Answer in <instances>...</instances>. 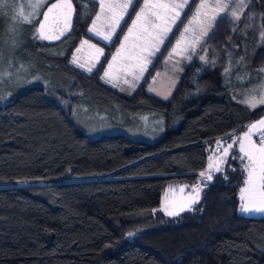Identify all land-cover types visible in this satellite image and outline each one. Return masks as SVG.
I'll list each match as a JSON object with an SVG mask.
<instances>
[{
  "label": "trees",
  "instance_id": "16d2710c",
  "mask_svg": "<svg viewBox=\"0 0 264 264\" xmlns=\"http://www.w3.org/2000/svg\"><path fill=\"white\" fill-rule=\"evenodd\" d=\"M73 1L75 25L60 43L34 38L26 25L38 50L63 46L64 54L49 64L69 83L33 86L0 105V264H264V216L240 211L246 173L233 143L264 114V105L251 109L240 100L244 76L264 65V40L258 38L264 0H251L240 22L218 18L205 39L209 62L194 57L166 99L148 93V84L201 0H189L130 96L101 76L144 0L133 1L108 44L87 32L96 3ZM81 2L90 5L84 18ZM4 35L0 15V50ZM82 39L104 50L91 73L69 63ZM82 103L115 105L126 116L153 114L163 132L154 141L124 134L89 138L71 119ZM229 144L222 170L201 183L192 211H158L168 186L190 190L208 156L223 155Z\"/></svg>",
  "mask_w": 264,
  "mask_h": 264
},
{
  "label": "snow or ice",
  "instance_id": "6c2138e0",
  "mask_svg": "<svg viewBox=\"0 0 264 264\" xmlns=\"http://www.w3.org/2000/svg\"><path fill=\"white\" fill-rule=\"evenodd\" d=\"M93 2L95 3L96 0H93ZM44 3L45 0H29L27 4L29 11L25 13L24 5L16 7L14 0H0V15L7 14L4 12L7 7L14 12L11 16L13 21L31 24ZM98 3L99 11L96 12L88 32L103 41L111 42L129 7L133 5V0H98ZM188 4L189 0H178V2L177 0H144V4L136 13L135 19L132 20V24L128 28V33L124 36L120 48L113 55L112 61L109 62L108 68L104 71L101 79L107 78L108 82L120 79L119 76L112 75L109 71L113 69L114 62L120 61L121 70L132 77V80L124 79L123 83L134 88V82L142 77L144 71L147 70V65L151 62L149 58L154 56L156 51H159V46L163 44L167 34L172 31V26L180 19L182 11ZM250 4L251 0H216L214 4L209 5L207 0H201L196 12L193 13L192 20L189 21V24L185 26L184 31L181 33V39L177 40V47L173 49V53H177V48H179L182 41L184 47L177 54H184L189 50L194 53L197 45L213 29V25L218 18L223 19L222 14L229 15L233 23L240 22ZM74 11L72 0H56V3L51 4L47 11L43 13V19L38 22L39 26L35 29L34 38L48 41L59 40L71 29V19ZM248 18L249 20L253 19L252 16ZM245 27H250V25L246 24ZM236 30V28H233V31ZM9 32L13 34L11 43L15 46V26H11ZM130 37L132 38V44L129 47L126 42L129 41ZM260 38L264 40V26H261ZM84 45L95 49L94 62L86 66L74 54L71 63L91 73L96 66V62H99L100 57L104 55V50L103 48H97L96 45L89 44L88 40H82L81 47L77 48L76 52L79 53ZM131 49H137V51L132 52ZM171 55L172 53H170ZM185 58L191 60L192 55H186ZM199 59L205 63L209 62L204 55L199 56ZM243 59L241 57V60ZM125 60L135 62L122 63ZM212 63H215V61H212ZM230 71V68H225V73ZM260 71L264 72V68ZM113 86L116 85L113 84ZM242 102L250 108L264 105V86H262L258 96L251 95ZM254 133L259 136L258 144L253 140ZM219 143L217 141L218 145ZM233 143L239 144L240 155L234 158L242 162L243 172L246 173L243 180L244 186L240 188V211L244 214L264 215V119L249 125L248 131L244 132L243 136L234 140ZM231 148L232 144H229L227 148L223 149V156L216 158L218 161L216 164L212 162L213 157H209L208 169L199 174L202 178L201 183L212 180V173L222 170L219 162L227 159ZM201 183L191 186L190 191L186 195H182L178 202L170 205L162 204V210L165 214L180 216L184 211H192L193 205L200 200ZM186 187L188 186L180 187V192L184 193ZM128 235L131 236L133 233Z\"/></svg>",
  "mask_w": 264,
  "mask_h": 264
},
{
  "label": "rangeland",
  "instance_id": "374dc122",
  "mask_svg": "<svg viewBox=\"0 0 264 264\" xmlns=\"http://www.w3.org/2000/svg\"><path fill=\"white\" fill-rule=\"evenodd\" d=\"M48 1L49 0H45L43 7ZM89 1L93 2V0H89ZM28 2L29 0H14L16 7H19L21 5L25 6V13L29 11V9L27 8ZM215 2L216 0H207V3L209 5L214 4ZM95 3H96V10H95L94 15L91 18L88 28L91 26L92 20L95 18L96 12L99 11L98 0H96ZM200 3L201 1L199 2V4ZM143 4H144V1L142 5ZM43 7L39 9V14L36 15L35 19L33 20L31 24L19 23L18 21H13L11 19V16L14 14V12L11 11L7 7L4 9V12L7 14L1 15L5 20V35H4L2 45H1V50H0V105H3L6 102H8L18 92L26 90L33 86H42L47 89H53L59 86L64 87L65 84L67 85L69 83V81L66 79L62 80L63 77L61 76V73H60L61 71L58 69V67L56 68L49 64V63H52L50 62L51 61L50 58L52 56H60L64 54L65 49L63 48V46L60 45L57 48H52L47 51L41 48L38 50L35 47V44L32 43L31 40H29V38L27 37L28 31H27L26 25H29L32 27V36H34L36 25L40 18ZM80 11H81V14H80L81 18H84L85 16H87L90 11L89 3L81 2ZM195 12L196 10L194 11V13ZM135 17L136 15L134 16L133 19H135ZM192 18H193V15L187 21L185 26L189 24V21L192 20ZM157 23L159 22L157 21ZM131 24H132V21H131ZM131 24L129 25V27L131 26ZM11 26H15L16 28V32H15L16 45L15 46L12 45L11 43V39L13 35L12 33L9 32V28ZM174 26L175 25H173L172 28ZM185 26L183 27L175 43L169 50L167 56L165 57L163 61L161 68L156 71V73L154 74V76L152 77V79L150 80L148 84V87H147L148 93L158 98L166 99L168 95L176 88V86L179 83L180 77L183 74L186 66L190 64V62L193 60L194 57H199L201 55L206 56L207 50L205 48L206 47L205 39L207 36L204 38V40L199 45H197L194 53L191 50H189L187 53L177 54L179 53L180 49L184 47L183 41L181 42L179 48H177V53H173V49L177 47V40L181 39V33L184 31ZM193 27H195V25H193ZM118 28L116 29V31L118 30ZM128 28L125 34L123 35L120 41V44L113 52L109 62L112 61L113 55H115L117 52V49L120 48L121 42L124 40V36L128 33ZM211 31L209 33H211ZM87 32H88V29H87ZM89 34L102 43H105V44L109 43V41H103L99 37L94 36L92 33H89ZM169 34L170 32L167 34V37ZM258 38L260 39V34ZM82 40H85V39H82ZM81 41L77 44L76 48L73 50L70 56L69 63L75 68L79 69L80 71H83L84 73H89L84 68L77 67L76 65L71 63V60L74 54L78 57L79 61L81 63H84L86 66L94 62L95 49L90 48L88 45H84L81 48V51L79 53L76 52V49L81 47ZM126 43L130 47L132 44V38L130 37L129 41ZM89 44L95 45L94 43L90 41H89ZM161 46L162 44L159 46V50ZM96 47L100 48L97 45ZM44 51L46 52L43 53ZM131 51L135 52L137 51V49H131ZM157 53L158 51L155 52L154 56L149 58L151 62L147 65V69L152 63V61L154 60ZM170 53H172L171 56H170ZM186 55H192V59L187 60L185 58ZM134 62L135 61L125 60L122 63L128 64V63H134ZM120 63H121L120 61L114 62L113 69L109 70L112 75L119 76L120 79H115V80H112L111 82H108L107 78L101 79V80L104 84L109 85L115 88L116 90H118V92L124 95L130 96L134 92V90L136 89L140 81L142 80L147 70L144 71L142 77L138 81L134 82L135 87L133 88V87H130L128 84L123 83L124 79L132 80V77L128 75L125 71L121 70ZM108 64L105 70L108 68ZM262 68H264V65L255 67L253 71V75L249 79H247V75L244 76L243 80L247 82H246L245 88L242 89L243 96L240 99L241 101H244L247 97L251 95H257V96L259 95L260 91L262 90V86H264V72L260 71V69ZM113 84H115L116 86H113ZM79 94L81 95L82 92H80ZM71 119L80 129H82L87 134L89 138H98L102 135L124 134L135 140L154 141L158 137H160L164 129L161 123V120L160 118H158V116H155L150 113L126 116L115 105H112L111 107L108 106V107L103 108L95 104L93 106H88L82 103L73 109V112L71 114ZM261 119H264V114L260 116L259 118L253 120L249 125L256 123L257 121ZM209 157H213V161H212L213 164L218 163L216 159L217 157H219L218 153L212 152L208 156V165L210 162ZM207 169H208V166H207ZM179 189L180 187L178 188L176 186H168L165 189V192L162 197L161 205L158 209L159 212L165 214V212L162 210V204L170 205L171 203L178 202L182 195H186L190 191V190L188 191L185 190L184 193H181ZM245 215L264 216L261 214H245ZM144 228H152V227L147 225Z\"/></svg>",
  "mask_w": 264,
  "mask_h": 264
},
{
  "label": "water",
  "instance_id": "95a60500",
  "mask_svg": "<svg viewBox=\"0 0 264 264\" xmlns=\"http://www.w3.org/2000/svg\"><path fill=\"white\" fill-rule=\"evenodd\" d=\"M53 3H56V0H51L48 4H46V6L43 8V10L41 12V15H40V18H39L38 22L43 19V13L46 12L47 9ZM72 4H73V7H74L75 11H74V13L72 15V19H71V29L68 32H66L65 35L62 36L59 40H52V41L42 40L44 43H46L48 45H55V44H58L61 41H63L65 38H67L71 34V32L73 31V28H74V25H75L76 16H77V7H76V5H75L73 0H72ZM38 22H37L36 28L39 26Z\"/></svg>",
  "mask_w": 264,
  "mask_h": 264
},
{
  "label": "crops",
  "instance_id": "0c3cea01",
  "mask_svg": "<svg viewBox=\"0 0 264 264\" xmlns=\"http://www.w3.org/2000/svg\"><path fill=\"white\" fill-rule=\"evenodd\" d=\"M246 131H248V126L246 127V130L244 131V132H246ZM244 132H243V134H244ZM243 134L241 135V136H243ZM253 140H255V133L253 134ZM256 141V140H255ZM257 142V144L259 143L258 141H256ZM218 155H219V157H222L223 155L222 154H219L218 153ZM218 162V161H217ZM220 163V165L223 163V161H220L219 162ZM180 187H182V186H180ZM179 188V187H178Z\"/></svg>",
  "mask_w": 264,
  "mask_h": 264
},
{
  "label": "built area",
  "instance_id": "2783aa9c",
  "mask_svg": "<svg viewBox=\"0 0 264 264\" xmlns=\"http://www.w3.org/2000/svg\"><path fill=\"white\" fill-rule=\"evenodd\" d=\"M255 140L259 142V136H258V134H255ZM217 149H219V145L216 146V150H217ZM207 151H208V149H207ZM201 181H202V178L199 179V181H198L196 184L201 183Z\"/></svg>",
  "mask_w": 264,
  "mask_h": 264
}]
</instances>
